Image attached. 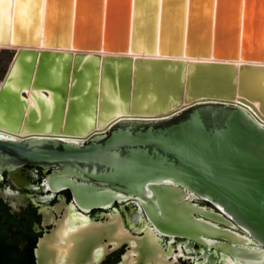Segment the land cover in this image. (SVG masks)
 <instances>
[{
	"label": "water",
	"instance_id": "water-1",
	"mask_svg": "<svg viewBox=\"0 0 264 264\" xmlns=\"http://www.w3.org/2000/svg\"><path fill=\"white\" fill-rule=\"evenodd\" d=\"M20 2L13 0L12 42L36 45L39 40L24 37L16 26ZM31 2L35 4L33 19L39 0ZM64 2L66 16L71 9L74 13L73 46L81 12L98 10L104 21L105 48L108 20H123L125 32L132 9V52L153 54L156 36L159 54L182 52L183 28L178 30L180 45H167L164 23L176 12L183 26L185 0ZM246 2L241 64H236V51L219 49L221 0H216L214 9L212 54L214 58H234L229 63L27 48L12 52L11 63L0 79V131L16 137H0V174L23 167L49 171L44 182L47 189L53 193L68 190L70 204L83 212L139 200L159 233L194 240L238 260L246 258L248 264L264 263V51L248 52L244 47ZM60 4L45 0L44 45L57 44L48 35L49 14ZM195 8L194 0H188L187 58L207 57L210 51L207 43L190 45ZM140 20L150 22L146 42L137 39ZM208 24L211 37L210 19ZM4 29L0 42L9 41L7 27ZM123 41L117 50H125ZM97 42L98 46L88 47L98 48ZM235 97L236 104L223 101ZM203 98L206 100L192 102ZM103 125L107 127L104 132H94L83 142L72 139ZM233 224L246 235L221 228L238 230ZM89 230L71 232L60 248L49 238L41 239L36 263L54 264L58 249L65 248L66 263L75 264V258L92 247L94 239L97 245L105 237V230L92 229V235ZM254 243L261 249L245 245Z\"/></svg>",
	"mask_w": 264,
	"mask_h": 264
},
{
	"label": "flooded vegetation",
	"instance_id": "flooded-vegetation-1",
	"mask_svg": "<svg viewBox=\"0 0 264 264\" xmlns=\"http://www.w3.org/2000/svg\"><path fill=\"white\" fill-rule=\"evenodd\" d=\"M48 172L41 168L23 167L14 173L0 174V232L5 233L6 238L17 242L21 249L26 248L28 251L31 249L27 255L29 258L33 257L34 264H37L36 250L39 241L46 238H49L52 243L57 241L56 235L61 230V224L57 221L65 215V205L69 206L71 201L68 190L53 193L47 189L44 182ZM44 197L50 198L42 200ZM202 204L212 207L204 201ZM138 207L136 200H127L116 202L106 209L81 211L93 219L94 225H107L110 228L114 224L116 228L105 230L103 234L105 237L97 243L98 247L104 246L102 247L104 254L98 252V247L94 249L97 246L94 239L90 243L92 247L75 258V264H197L205 260L206 253L208 260L205 264H222L224 261L220 256V253L224 251L218 252L215 248H208L207 245L191 239L159 233L152 228L143 210V219L135 222L134 216L138 215L140 210ZM116 216L120 218L114 221ZM119 221L123 222L125 236L118 231ZM148 226L158 232L159 235L156 234V236L159 240H155L153 236L155 233H150ZM228 230L232 232L231 228ZM89 231V235H92V229ZM240 231L243 232L238 228L234 232L242 235ZM114 233L117 235L113 236ZM109 237L121 239L118 247L108 243ZM179 244H181L180 247ZM225 254L229 253L225 252ZM229 256L230 258L226 261L234 260L233 254ZM240 260L245 262L247 259ZM250 264L264 263L251 262Z\"/></svg>",
	"mask_w": 264,
	"mask_h": 264
},
{
	"label": "bare ground",
	"instance_id": "bare-ground-1",
	"mask_svg": "<svg viewBox=\"0 0 264 264\" xmlns=\"http://www.w3.org/2000/svg\"><path fill=\"white\" fill-rule=\"evenodd\" d=\"M1 1L3 3V8H4V12L2 14L3 19H4V25L2 26V29L0 30V32H2V31L4 32V30H5L4 28L7 27V30L5 32L8 33V35H9V41L8 42H0V50L1 49H10V50H13V52H14L16 50H19L20 48H27V49L38 50V51H41V50H50V51H55V52H68V51H70V52H72L74 54H76V53H81V54H99L101 56H106V55H108V56H131L133 58H168L169 57V58L174 59V60H179V59L187 60V62L191 61V62H224V63H229V62L233 61L232 59H234V58H230V57L228 59L220 58V56H217L216 58H214L213 54H212L213 28H214V9H215L216 0H208L206 6L203 7L204 14L206 16H208V18L211 20V37H210V33H209L210 32V27H209V30H208V43H207L209 45V50L210 51H209V56H207V57H202L201 56V57H198V58H196V56L187 58L186 55H185V52H184L188 0H185L186 6H185V17H184L185 19H184L183 26H181L183 21L179 22L180 24L178 25L179 28H183V38L181 39L182 52L180 54H175V55H174V53H172L171 55H169V54L161 55V54L158 53V49H157V47H158L157 46V44H158L157 43L158 42L157 41L158 40L157 37L158 36H156L155 50H154L153 54H147V53L142 54L143 52H132L131 51L130 44H131V27H132V9L130 11L129 18H127L126 31L125 32H124V28H123L125 26V24H124L125 22L123 20L114 19V22H119V23L122 22L123 26H121L122 27V33L119 32L120 33V40L118 39L117 32H115L116 33L115 36H112V38H113L112 41L114 42L113 46L110 48V49H112V51L106 52L107 40H106V43H105V49L103 47V39H104V37H103L104 21L102 20L103 18H101V19L99 18L100 28H98V37L99 36L101 37V42H100V39L98 38V41H99V44H100V46L98 48L88 47V46H92V45H97L96 43H98V42L96 41L95 37H92V36L86 37V39L88 38L86 44H82L81 45V44H77V41H79V37L82 38L81 36H78L75 46L78 45V46H81L83 48H88L89 51H86V50H78V49H76L75 46H73V39H72V36H73L72 27H73V16H74L73 9H71V12H69L70 14L65 17L66 14L65 13H64L65 15L61 14V11H60V9L58 7L59 5H55L54 7H52V10H51V12L49 14V18L51 17V18L60 19V18L65 17L68 20V22H69V24H68V38H64V39L63 38H58V39H56V43L57 44H55V41H53L54 43H52V45H55L57 47H49L48 45H46V44H49V43L51 44V42H48V43H46L44 45L43 44V16H44V3H45V0H39V8L36 9L37 16L33 17L38 22V26H37L36 30L34 32H32V33L29 32L28 34H22L19 31V33L21 35H23L24 37L29 35V37L31 38L32 41L39 40V43L36 44V45H33V44H30V43L27 44V43L17 42V41L12 42V38H11L12 34L11 33H12V22H13V18H12L13 0H7V1L1 0ZM158 1L160 2V0H158ZM131 2H132V0H131ZM221 2L224 5V7L227 8L229 6L228 5L229 3L226 0H221ZM73 3H74V0H73ZM210 4H211V7H210ZM34 5L35 4L33 2H31V4H29V0H21V2L18 3L17 17H16L17 18L16 26H17L18 30H19V27H18V24H19L18 20L19 19H24L25 21L26 20H32L31 17L35 13ZM230 6H231V4H230ZM234 7L236 9V19L233 22L234 28L232 30L235 31L234 34L236 36V38H235L236 40L234 39L235 46H232L231 49H226V50H228L229 53L236 51V58H235L236 59L235 60L236 64H241L242 61L240 59L239 53H240V43H241V37H242V25L241 24H242V11H243V7H244V0H236V5L234 4ZM53 9H55V10L53 11ZM67 9H66V12H67ZM177 17L178 16H176V19H177ZM81 19H83V21H86V22H90L92 20L91 18H88V17L81 18ZM25 21H23L21 25H22V27L25 26L27 28V24H26ZM255 22H257V24H258V29L260 30V34H262V38H261L260 43L256 44V46H254L253 48L248 49V52L253 51L255 53H258L259 51H264V8L260 12L258 17H255L254 23ZM156 25H157L156 29L158 30V20L156 22ZM121 27H120V30H121ZM36 36H37V38H36ZM121 37H122V39H121ZM124 37H125V39H124ZM245 39H246V35H245ZM123 40H125V43H126L125 50H117L118 45H120L122 42L124 43ZM19 44H24V45H19ZM200 45H202V44H200ZM162 54H164V53H162ZM218 57L220 59H218ZM261 61H263V63H264V56L261 59ZM29 93H30V90L26 94L27 97H28ZM205 100H206V98L196 99V100H194L192 102L194 103V102L205 101ZM223 101L228 102V103L236 104L237 103V98L235 97L234 100L223 99ZM30 102H31V100L29 99V103ZM192 102H190V103H192ZM188 105L189 104H184L182 106H188ZM113 121L108 122V123H112ZM106 129H107V127L105 125H103L101 127L96 126L94 130L89 131L87 134H85L83 136L74 137L72 139L75 140V141L83 142L90 134H92L94 132L102 133ZM3 135L10 136V137H13V138L16 137V134L11 133L9 131H0V137L3 136ZM19 181L20 180H18V182ZM50 197H44V198H42V200H47ZM136 203L139 206L138 208L140 210H139L138 215L136 214V216H134L135 217V222L138 221V220L143 219V212H142L143 209H142L141 203H140L139 200H136ZM197 203H198V201H197ZM65 207H66L65 208V211H66L65 215L62 217V219L57 221V222H59V224H61V230L58 232V235H56L57 236V241L55 242V244H56L55 247L56 248H60L59 246L64 243L65 239L67 238V236L71 232H74V231H76L78 229L90 228L91 227L90 225H94V224H92L93 223V219H91L89 216H87L86 214H84L80 210H78V208L73 203H71L69 206L65 205ZM111 216H113V215H111ZM119 218L120 217L116 216V219H113V220L117 221ZM109 223H111V222L109 221ZM119 223H120V226H119L118 231H119V233H121L122 235L125 236V232L123 230L124 229L123 222L119 221ZM111 224H113V223H111ZM216 225H218V224H216ZM234 226L237 227V225H234ZM112 227H113V230L116 228V226L114 224L110 228L107 227V225L104 226V225L99 224L98 226H95V228H91V229L96 230L97 232L98 231L102 232L103 230H106V231L112 230ZM148 228H150V227L148 226ZM221 228H227V229L231 228L232 231L237 230V229H235V228H233L231 226H225V227L222 226ZM149 232L150 233L151 232L155 233V234L152 233L154 238H155V240L156 241L159 240L157 238V236H156V234L159 235L158 232H156L154 229H151V228H150ZM241 233H242V235H246V232H244V233L241 232ZM115 235H117V234L114 233L113 236H115ZM122 239H124V237ZM120 240L121 239L119 237L118 238L109 237L108 238V243H111L112 245H114V247H118V243L120 242ZM152 241H154V240H152ZM100 245H102V244H100ZM180 245L181 244H179V247H180ZM245 245L253 246V250L261 249L260 247L259 248H255V247H258V245H256L255 243L254 244H245ZM98 246L99 245L95 246L94 249L96 247H98ZM102 247L104 248V246H102ZM102 247H98V252L100 254H104L105 253V251H104V249ZM208 248H211V247H208ZM58 251L59 252H58V255L56 257L57 259H56L55 263L56 264H67L66 263V255H67V253H66L65 248L64 249H58ZM160 251H163V250H160ZM181 252L182 251L180 250V253ZM207 255L208 254L206 253L205 260L203 262L197 263V264H205V262L208 260ZM229 255H231V254H225V252H221L220 253L221 258L224 260L222 262V264H240V263L248 264V263H245V262H242V261L238 260L237 258H234V260H232L230 262L226 261V260H228L230 258Z\"/></svg>",
	"mask_w": 264,
	"mask_h": 264
},
{
	"label": "rangeland",
	"instance_id": "rangeland-1",
	"mask_svg": "<svg viewBox=\"0 0 264 264\" xmlns=\"http://www.w3.org/2000/svg\"><path fill=\"white\" fill-rule=\"evenodd\" d=\"M59 3L61 4L58 6L61 14L65 15L66 14V7L64 5V0H58ZM91 1V0H90ZM208 0H194V5L196 6L195 9L192 11V36L190 39V45L193 47L195 44H206L208 43V30H209V18L204 14L203 7L206 6ZM228 3V7H224L223 11L221 12L220 15V22H219V29H220V39H219V49H231L232 46H235L234 39L236 38L235 36V31L232 30L234 28V20L236 19V9L234 7V4L236 5V0H226ZM92 2H96V0H92ZM231 2V3H230ZM231 4V6H230ZM264 8V0H247L246 2V15H247V23H246V29H245V49H251L256 44H259L262 38V34H260V30L258 29V24L257 22L254 23L255 17H258L260 12ZM55 9H53L54 11ZM4 8H3V3L0 0V30L2 29V26L4 25V19H3V14ZM65 13V14H64ZM82 13V18L92 16L90 22L83 21V19L80 18L77 24V38L78 36H81L82 38L79 37V41H77V44H86L88 38L86 37L92 36L95 37L96 41L98 40V28H100V21L98 20L99 13L96 8H92L89 10H85ZM172 18H167L164 23V42L167 45H175L178 46L180 45V37L178 35V30H179V22L180 18L178 16V13L176 14L173 13ZM66 17V15H65ZM63 17L60 19L57 18H49L50 22V32L48 33L49 38H51L50 41H53V38H68V20ZM90 18V17H88ZM33 20V21H32ZM32 20H24V19H19L18 21V27L19 31L22 34H28L29 32L32 33L36 30L38 26V22L35 18ZM25 21L27 24V28L24 26L22 27V22ZM236 22V21H235ZM138 25L141 26V29L139 30L140 33H138L137 39L140 41H145L146 39L148 40L147 34L148 31L150 30V22L148 20H140L138 22ZM122 22H114V20H108V27H107V32H106V40H107V48L106 52L112 51L110 49L114 42L112 41V36H115L117 32L118 39L120 40V33H122ZM121 27V30H120ZM25 28V29H24ZM143 28V29H142ZM146 29V32H145ZM148 29V31H147ZM224 34H227L226 38L223 36ZM117 39V38H116ZM122 39V37H121ZM236 40V39H235ZM19 45H24V44H19ZM49 47H57L52 44H46ZM109 45V46H108ZM76 49L78 50H86L89 51L88 48H83L81 46H75ZM234 48V47H233ZM105 49V48H104ZM13 50L10 49H1L0 50V79H2L3 75L5 74L12 58H13ZM161 55H166V54H161ZM218 59H220L218 57Z\"/></svg>",
	"mask_w": 264,
	"mask_h": 264
},
{
	"label": "trees",
	"instance_id": "trees-1",
	"mask_svg": "<svg viewBox=\"0 0 264 264\" xmlns=\"http://www.w3.org/2000/svg\"><path fill=\"white\" fill-rule=\"evenodd\" d=\"M29 251L26 248L21 249L17 242L6 238L5 233L0 232V264H34L33 257L29 258L27 255Z\"/></svg>",
	"mask_w": 264,
	"mask_h": 264
}]
</instances>
